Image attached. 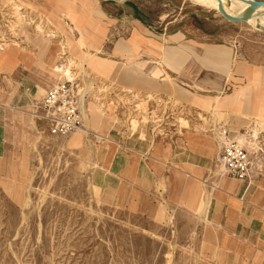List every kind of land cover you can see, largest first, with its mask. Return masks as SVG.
Here are the masks:
<instances>
[{"label":"crops","instance_id":"obj_1","mask_svg":"<svg viewBox=\"0 0 264 264\" xmlns=\"http://www.w3.org/2000/svg\"><path fill=\"white\" fill-rule=\"evenodd\" d=\"M25 1L73 41L89 76L224 116L231 133L248 120L264 127V62L234 45L215 42L188 23L161 21L129 0ZM29 43L33 50L22 47V39L21 46L0 52V177L11 182L15 157L8 143L15 115L26 114L56 75L55 48L42 39ZM89 84L82 86L88 90ZM89 101L86 97L81 106L85 129L90 125L87 136L48 134L64 138L87 159L103 206L152 220L163 211L198 219V246L206 261L264 264V169L249 184L221 176L215 166L218 142L201 129L211 126L209 117L204 123L188 119L186 128L168 127L166 135H158L150 124L132 130L122 120L104 119Z\"/></svg>","mask_w":264,"mask_h":264},{"label":"rangeland","instance_id":"obj_2","mask_svg":"<svg viewBox=\"0 0 264 264\" xmlns=\"http://www.w3.org/2000/svg\"><path fill=\"white\" fill-rule=\"evenodd\" d=\"M129 1L140 3L149 15L160 16L161 21L199 27L216 38L215 42L232 44L245 56L264 62L263 17L253 19L254 24L229 22L221 17L215 0ZM221 1L228 5L233 16L245 10L236 0ZM19 7L35 13L25 0H0V9H4L0 15L5 20V9L12 11L14 27L24 41L22 47L33 50L29 41L42 39L55 48L56 63L51 68L56 74L53 87L67 78L65 72L85 85L91 83L89 87L94 88V93L89 107L95 114L122 120L127 125L131 120L132 130L141 124L148 128L146 125L150 124L153 133L160 134L161 128L154 132L148 108L154 103L157 111L153 114H157L170 103L173 106L169 112L172 120L167 125L170 130L186 128L191 118L204 123L209 117L211 124L214 120L226 124L224 116L204 114L176 99L169 101L133 90H130L133 94L124 96L114 86L104 90L97 82L98 77L89 76L78 47L63 31L39 13L36 14L42 21L34 23L36 29L27 28ZM36 45L34 42L33 46ZM60 48L64 49L63 57ZM113 100L123 101L128 109L114 113L113 104L106 109L104 102ZM134 103L139 112L136 117L132 116L133 109H129ZM89 107L87 115L92 116ZM25 112L18 114L24 121L15 115L8 143V150L15 157L14 180L0 177V264H211L199 250L196 227L200 220L166 211L152 220L103 206L91 185L87 159L67 147L64 138L49 136L44 123L33 116L31 107ZM249 124L250 120L244 127ZM89 129L88 124L86 130L90 132ZM201 129L209 133L210 127L205 125Z\"/></svg>","mask_w":264,"mask_h":264},{"label":"built area","instance_id":"obj_3","mask_svg":"<svg viewBox=\"0 0 264 264\" xmlns=\"http://www.w3.org/2000/svg\"><path fill=\"white\" fill-rule=\"evenodd\" d=\"M5 10L6 19L4 20L2 14L0 15V52L10 45L21 46L22 44V38L18 36V28L14 27L16 21L12 15L13 13L10 9ZM19 12L24 13L22 18L27 28L30 26L29 28L33 27L35 30L36 26L34 23L42 21L39 15L28 12L22 7H19ZM29 16L31 19L33 17V19L29 20ZM60 49L61 51L64 50L63 48ZM63 56H65V53L62 51L61 57ZM97 82L100 83V87H103L104 90L110 86L100 80ZM114 90L119 91L124 96H130L131 93L118 88H114ZM93 93L94 88L90 87L89 90H86L79 80L66 78L49 89L39 101L34 102V105L31 106L33 116L44 123L47 132L51 136H69L77 132H83L85 127L81 108L82 102L86 97L91 100ZM134 97L135 94L132 98ZM108 99L110 100V96ZM112 104L115 108L114 113L128 109L127 105L120 100L117 102L116 100L104 102L106 109ZM152 105L148 108V115L152 118L151 124L155 127L154 132L156 129L161 128V133L158 135H166L168 121L172 120V114L169 112L173 106L171 107L170 103H167V109L162 108L159 110L160 113L153 114L157 111V107H154V103ZM130 106L133 107L131 108ZM130 106L129 109H133L134 113L132 116L138 115L137 105L134 103V105ZM102 109L104 110V108ZM178 110L182 111L181 108ZM138 118H142V116ZM130 124L131 120H128L129 127H131ZM170 127L173 128V126ZM209 133L213 135L219 145L215 166L220 167L221 176L247 184L252 179L260 177L264 169V129L259 128L255 122L251 121L244 129L231 133L224 122L214 121L210 126Z\"/></svg>","mask_w":264,"mask_h":264},{"label":"water","instance_id":"obj_4","mask_svg":"<svg viewBox=\"0 0 264 264\" xmlns=\"http://www.w3.org/2000/svg\"><path fill=\"white\" fill-rule=\"evenodd\" d=\"M241 2H245L244 0H239ZM218 3V11L221 14V16L223 17V19L232 22V23H241V22H246L247 19H249L251 17V14L254 10L260 9V8H264V1H250L249 7L242 13L241 16L239 17H229L225 14L224 10L222 9V5L220 0H217Z\"/></svg>","mask_w":264,"mask_h":264},{"label":"bare ground","instance_id":"obj_5","mask_svg":"<svg viewBox=\"0 0 264 264\" xmlns=\"http://www.w3.org/2000/svg\"><path fill=\"white\" fill-rule=\"evenodd\" d=\"M216 2H217V0H215ZM245 2H241V1H239V0H236V2H237V4H238V6H241V8H244L245 10L249 7V2L250 1H248V0H244ZM213 2V1H212ZM211 2V3H212ZM220 2H221V5H222V9L224 10V12H225V14L227 15V16H229V17H239V16H241V15H238V16H233V15H231L230 14V12H229V7H228V5H226L225 3H222V1L220 0ZM225 2V1H224ZM215 3V2H214ZM218 4V3H217ZM236 4V3H235ZM236 4V5H237ZM214 6H217V5H214ZM237 6V7H238ZM235 7V6H234ZM244 10V11H245ZM243 11V12H244ZM221 15V14H220ZM255 16V17H254ZM222 17V16H221ZM261 17H263V20H264V8H260V9H257V10H254L253 12H252V14H251V17L249 18V19H247V21L245 22V23H250V24H254L255 22H253V19H259V18H261ZM223 18V17H222ZM261 24H262V26L264 25V21L263 22H261ZM64 75H66L67 76V79H69L70 77H69V75L67 74V72H65V74ZM84 109V108H83ZM215 121V120H214ZM77 133H79V132H77ZM81 133H83V135L84 136H86L87 134H88V131L85 129L83 132H81Z\"/></svg>","mask_w":264,"mask_h":264}]
</instances>
